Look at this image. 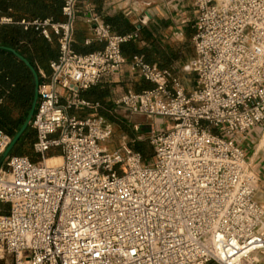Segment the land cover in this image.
Listing matches in <instances>:
<instances>
[{
    "label": "built area",
    "instance_id": "built-area-1",
    "mask_svg": "<svg viewBox=\"0 0 264 264\" xmlns=\"http://www.w3.org/2000/svg\"><path fill=\"white\" fill-rule=\"evenodd\" d=\"M63 22L17 23L50 37L59 56L43 74L28 155L11 154L0 169V258L13 264H264V206L258 178L236 136L264 124V0H194L195 54L184 65L188 89L169 68L123 46L140 38L98 18L102 49L73 47L80 0H61ZM14 23L0 15V24ZM129 59V61H128ZM131 71L154 84L117 91L112 105L83 92ZM117 108L172 126L151 125L150 162L125 138L110 150ZM139 124H135V130ZM12 137L0 130V156ZM50 151H60L49 164Z\"/></svg>",
    "mask_w": 264,
    "mask_h": 264
},
{
    "label": "crops",
    "instance_id": "crops-1",
    "mask_svg": "<svg viewBox=\"0 0 264 264\" xmlns=\"http://www.w3.org/2000/svg\"><path fill=\"white\" fill-rule=\"evenodd\" d=\"M9 1L16 3V0ZM21 3L25 4L27 8L36 9L40 7V14L38 16L18 15L15 14L13 7L9 5L7 10L4 13L2 12V17H11L16 21L23 18L53 19V11L56 5L59 7L56 21L63 22L66 20L62 13L63 2L61 0H24ZM193 4L194 0H80L75 22L73 47L81 53L92 52L104 47L105 42L96 39L92 32L94 19L98 18L110 24L114 30L120 33H131L137 28L141 29L140 38L134 42L140 47L157 45L160 49L169 51L172 54L171 66L173 68L182 66L186 63V60L184 62L182 60V45H185V40L193 38L194 35ZM58 38V34L51 30L50 37L37 33L30 41L22 39L11 44L1 40L0 45L12 47L29 59L37 68L40 80H43V74L49 75L51 73L50 62L59 56ZM22 65L33 77L29 68L14 53L0 49V119L2 108L7 112L6 114L10 120H21L23 108L20 83L14 77L15 70L21 69ZM153 86L152 82L131 71L127 63L121 73L110 79H105L89 90H107V95L100 102L110 107L112 96L117 91L133 90L138 92ZM11 87L13 90L12 100L9 99V89ZM154 120L159 121L164 120V118ZM236 138L238 144L245 151L248 165L258 178L256 200L264 206V124L240 133Z\"/></svg>",
    "mask_w": 264,
    "mask_h": 264
},
{
    "label": "trees",
    "instance_id": "trees-1",
    "mask_svg": "<svg viewBox=\"0 0 264 264\" xmlns=\"http://www.w3.org/2000/svg\"><path fill=\"white\" fill-rule=\"evenodd\" d=\"M22 1L24 0H16L15 3L14 1L0 0V10H1L0 15L2 14V12L4 13L7 10L9 5L13 7L15 14L18 15L38 16L40 14V7L36 9L27 8L25 7V4L21 3ZM58 13H59V7L55 5L53 11L54 21H56ZM36 19H44V18H36ZM18 21L14 20L15 25L0 24V43L1 40H4L7 43H11V44L12 42L19 41L22 39L30 41L31 38L33 36H36L37 33L40 34L38 31L32 28L27 30L24 29L22 25L17 23ZM7 24H12V23H7ZM139 30L141 31V29ZM183 47L184 45H182V48ZM123 50L128 58H131L135 54H139L142 55L147 62L157 63L161 68H169L174 73H176L175 68L171 66L172 54H170L169 51L160 49L157 45L153 44L151 47H149L148 45L140 47L136 42L131 41L123 46ZM182 60L183 62L184 60H186V56L183 53H182ZM14 79L20 83V95L22 97V108H23L21 120L19 121L10 120L6 114L7 112L2 110V108H1V119H0V130H4L5 132L9 133L11 136H14L15 133L20 129V127L24 123L28 115L34 95L33 77L26 69V67H24V65H22L21 69L18 68L15 70ZM9 90H10L9 99L12 100L13 98L12 87ZM106 95H107V90L104 89H91L83 92L84 97L93 101H100ZM35 139H36V131L30 125L23 134V136L21 137L18 144L16 145L14 149V154L28 155L27 153L29 152L27 151L26 146L29 145V147L33 150V142L35 141ZM134 147L143 154L145 160L147 158L151 159L153 157L154 152L151 154L150 150L148 149L145 143L139 141L134 145ZM29 157L34 161V158H32L31 156ZM61 161L62 159L58 163H60ZM7 210H8L7 206L5 204L0 203V214L7 212Z\"/></svg>",
    "mask_w": 264,
    "mask_h": 264
},
{
    "label": "rangeland",
    "instance_id": "rangeland-1",
    "mask_svg": "<svg viewBox=\"0 0 264 264\" xmlns=\"http://www.w3.org/2000/svg\"><path fill=\"white\" fill-rule=\"evenodd\" d=\"M185 41H186V44L182 48V52L187 57L185 61L187 62L188 58L194 55V44H193L192 38H188ZM175 70H176V74L181 77V79L183 80L187 88L192 89L196 82V76L193 74L184 72L183 65L176 67ZM103 112L109 117L114 127L111 141L104 143V145L107 146L110 150L117 148L125 138L133 139L137 137H142L141 139H138L135 142V144L139 141L142 143H145L148 149L150 150V153L152 154L154 152V149L148 139V135L151 130V125L154 124V126L158 129L160 128L168 129L172 126V121L169 119H164V120H159V121L154 120L153 122V120L147 119L145 116L130 115L122 108H117L115 111H113V113L108 112L106 109L103 110ZM135 124H139L138 130H135ZM26 148H27V151L29 152L27 154L31 156L32 158H34V161L41 162L40 156L36 154L29 147V145H27ZM58 152L60 153V151H50L48 153V156H49L48 163L49 164H57L62 159L61 156H56L54 158L50 157L52 156V154H57ZM12 154H14V151ZM150 161H151L150 158L146 159V162H150ZM3 166H5V163ZM6 206L8 208V205ZM0 264H13V258L9 256L0 258Z\"/></svg>",
    "mask_w": 264,
    "mask_h": 264
},
{
    "label": "water",
    "instance_id": "water-1",
    "mask_svg": "<svg viewBox=\"0 0 264 264\" xmlns=\"http://www.w3.org/2000/svg\"><path fill=\"white\" fill-rule=\"evenodd\" d=\"M0 49H5V50H8V51L14 53L29 68V70L31 71V73L33 75L34 82H35L34 98L32 101L30 111H29L28 116L26 117L24 123L20 127V129L12 137L10 144L8 145V147L5 149V151L0 156V169H1L2 166L4 165L6 159L13 153L16 145L20 141L21 137L23 136V134L25 133L27 128L31 125V122H32V119H33V116L35 114L36 107H37V102H38V98H39V85H40L41 80H40V75H39L37 68L29 61V59L24 57L16 49H14L12 47H8V46H1V45H0Z\"/></svg>",
    "mask_w": 264,
    "mask_h": 264
},
{
    "label": "bare ground",
    "instance_id": "bare-ground-1",
    "mask_svg": "<svg viewBox=\"0 0 264 264\" xmlns=\"http://www.w3.org/2000/svg\"><path fill=\"white\" fill-rule=\"evenodd\" d=\"M52 158H54V157H52ZM46 161H47V163H48V158L46 159Z\"/></svg>",
    "mask_w": 264,
    "mask_h": 264
}]
</instances>
